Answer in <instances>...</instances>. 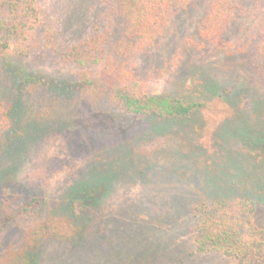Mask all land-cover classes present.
<instances>
[{"label":"rangeland","instance_id":"obj_1","mask_svg":"<svg viewBox=\"0 0 264 264\" xmlns=\"http://www.w3.org/2000/svg\"><path fill=\"white\" fill-rule=\"evenodd\" d=\"M250 1L255 15H264V0ZM36 3L41 11V27L32 43L41 45L21 57L16 56L11 44L1 50L0 101L6 90L15 94L23 89V84L17 83L23 74L54 85L76 80L75 68L58 64L44 48L42 39L47 31L64 48L95 34H105L109 54L117 56L122 29L109 4L102 0ZM201 14L195 9L175 17L165 41L139 60V78L150 85L153 94L206 105V111L188 126L178 125L169 134L163 133L162 137L170 138L171 134L174 139L163 143L161 134L154 136L135 129L134 119L120 118L103 103L96 105V111L78 109L72 115L73 111L67 110L63 117L74 128L50 132L36 142L33 139L34 143L18 141L11 146L15 134L7 140L0 134V206L14 194L37 197L43 216L69 219L83 229L69 243L46 244L35 264H231L216 253L192 254L186 203L197 197L199 185L195 178L211 175L212 163L203 146L210 151L216 144L222 148L216 147L223 157L231 150L245 155L250 166L256 162L249 157L256 152L246 141L238 140V131L264 135V84L254 79L257 64L252 44L257 21L248 18L237 22L225 36L227 45L221 50L190 58L163 78H149L181 48L184 37L195 33ZM5 60L9 62L6 67L2 64ZM223 89L231 90L230 97ZM35 105L29 117L36 129H53L55 106L47 101ZM109 113L116 115L112 124L105 122ZM128 126L133 136L124 140L128 148H120L115 138L122 135L118 132H127ZM216 130L220 136L214 134ZM90 138L95 142H88ZM85 182V188L77 189ZM254 219L259 226L264 223L263 203ZM18 224L6 229V256L0 257V264H21L24 247Z\"/></svg>","mask_w":264,"mask_h":264},{"label":"trees","instance_id":"obj_2","mask_svg":"<svg viewBox=\"0 0 264 264\" xmlns=\"http://www.w3.org/2000/svg\"><path fill=\"white\" fill-rule=\"evenodd\" d=\"M102 2L112 7L113 16L121 23L117 56L113 58L109 54L105 34H95L64 48L59 47L53 35L47 31L42 39L44 48L55 56L58 64L73 66L76 70V80L68 85H54L42 79L37 80L34 75L23 74L17 82L23 84V89L14 94L4 88L6 93L0 101V134H4V140L15 134L10 140L11 146L18 141L33 142L35 139L36 142L50 132L68 131L74 128V125L63 117L67 110L73 111L72 115L76 114L78 109L83 112L96 111V105L99 103L113 110L120 118L134 119L133 126L137 125L135 129H143L154 136L161 134L158 136L163 143L174 139L171 134V139L162 137L163 133L169 134L171 129L178 125L188 126L195 116H200L206 111V105L200 101H185L153 94L150 85L139 78V60L155 52L160 43L165 41L175 17L195 9L202 13L197 21L195 33L184 37L181 48L171 54L164 67L155 70V74L149 78H163L190 58L199 59L205 52L221 50L227 45L225 36L233 26L250 18L258 23L252 44L257 64L254 79L264 84V15H255L254 7H250V0ZM40 27L41 11L36 0H0V58L1 50L9 44L12 45L16 56L29 55L41 45V42L32 43ZM2 64L6 67L9 62L5 60ZM43 83L44 85H41ZM222 91L226 92L228 97L232 93L227 89ZM213 94L217 95V92ZM45 101L55 106L56 119L52 123L53 129H36L35 122L29 117L30 108L32 104L40 106ZM116 115L109 113L105 122L112 124L111 119H115ZM224 122L228 123V120ZM125 129H128L125 130L127 132H118L122 135L115 138L119 141L120 148H128V136H133L129 134L131 126ZM219 132L216 130L214 134L220 136ZM238 133V140L246 141L249 147L252 146V151L256 152L249 157L256 161L254 165L257 170L253 169L254 165L250 166L249 160L241 152L235 154L228 150L223 157L219 153L221 150L217 149L220 146L215 144L210 151L207 146H203L212 163L209 165L211 175L206 177L200 174L198 178L202 177V182L195 178L199 185L195 191L197 197L194 196L195 199L186 203L191 220L189 233L194 246L192 254L212 252L229 259L231 264H264V223L259 226L254 219L258 209L264 204V135L256 136L240 129ZM36 134L39 136L36 137ZM88 142L95 141L90 138ZM175 144L178 150L180 144ZM214 156L221 160L215 159ZM86 185L87 182L77 189H83ZM20 222L22 225L18 224ZM11 224L20 225L18 234H23L24 254L20 255L21 264H35L46 244L69 243L83 231L82 227L72 220L43 216L37 197L14 194L0 206V257L3 259L6 256L3 238L9 235L6 229Z\"/></svg>","mask_w":264,"mask_h":264}]
</instances>
